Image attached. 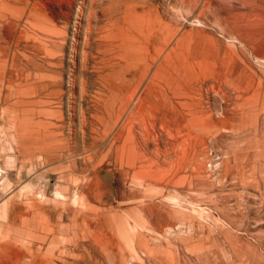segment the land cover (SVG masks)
I'll use <instances>...</instances> for the list:
<instances>
[{"label":"rangeland","instance_id":"rangeland-1","mask_svg":"<svg viewBox=\"0 0 264 264\" xmlns=\"http://www.w3.org/2000/svg\"><path fill=\"white\" fill-rule=\"evenodd\" d=\"M82 2L0 27V264H264V0H121L156 32L120 76Z\"/></svg>","mask_w":264,"mask_h":264},{"label":"bare ground","instance_id":"bare-ground-1","mask_svg":"<svg viewBox=\"0 0 264 264\" xmlns=\"http://www.w3.org/2000/svg\"><path fill=\"white\" fill-rule=\"evenodd\" d=\"M69 0H53V4L52 6L48 7L47 9H42L40 7V4H42L41 2H43V0H0V27L2 28H12V29H17L19 27H23L25 26L28 31L33 29V28H37L38 30H42V29H47L50 28L51 26H55L56 22L59 20V18H66L68 19L72 8L68 10L65 9V5L64 3ZM79 1V0H78ZM105 1L107 0H89V8H88V12H87V26L89 27V30H91L93 32V29L97 31V38L95 39V49H92V47L94 46V44L92 43V39H88L90 45H91V49L93 51H87L85 53H88V55L90 54V56L94 57L95 59H97L98 63H101L102 65H104V67H108V68H112V69H108V75L109 74H113V75H125L129 70H131L133 67L137 66L138 61H140V59H142V53L146 52L149 53V48L152 47V38L154 37V34L156 32V28L155 26H153V24L149 21L148 23H146V21H143L144 18V14H142L141 12H139L136 8H132V6H129V4L125 5L121 2V0H109L110 2L106 3ZM72 2V0H71ZM74 2V1H73ZM76 2V1H75ZM85 2V1H84ZM78 3V2H77ZM82 0H81V4H82ZM70 4V3H69ZM84 4V3H83ZM83 4L81 6H83ZM86 4V3H85ZM51 5V4H50ZM78 5L80 6V3H78ZM45 6V5H44ZM68 6V5H67ZM71 6V5H70ZM77 6V5H76ZM128 6V7H126ZM73 7V4H72ZM88 7V5L86 6ZM46 8V7H45ZM74 8V7H73ZM79 8V7H77ZM82 8V7H81ZM84 9V8H83ZM83 9H81V13L82 11H84ZM45 10H51V13L53 14L52 16H49V12H45ZM80 11V10H79ZM80 13V12H79ZM81 16V15H80ZM79 17V16H78ZM80 18V17H79ZM86 18V17H85ZM77 19V18H76ZM72 20V19H70ZM80 20V19H79ZM78 20V21H79ZM82 20V19H81ZM67 21V20H66ZM65 21V25L66 22ZM76 21V20H75ZM61 22V21H60ZM72 22V21H71ZM80 22V21H79ZM58 23V22H57ZM62 23V22H61ZM70 23V22H69ZM75 23V22H74ZM64 25V23H62ZM79 24V23H78ZM77 24V25H78ZM61 25V27L63 26ZM71 25V24H70ZM81 26V25H80ZM57 27V26H56ZM54 27V28H56ZM60 27V29H61ZM66 27H69V24ZM78 27V26H77ZM85 27V26H84ZM63 28V27H62ZM64 28V29H65ZM74 28V27H73ZM68 29V28H66ZM76 29V28H75ZM5 30V29H4ZM37 30V31H38ZM55 29H53L52 31L54 32ZM62 30V29H61ZM81 30V29H80ZM79 30V31H80ZM2 31V30H1ZM52 31L49 32L52 34ZM59 31V28H58ZM63 31V30H62ZM61 31V32H62ZM75 31V30H74ZM78 31V30H77ZM11 32V31H10ZM18 32V31H17ZM55 34L53 36H57V31L55 30ZM66 32V31H65ZM87 32V30H86ZM27 33V32H26ZM40 33V32H39ZM68 33V32H67ZM75 33V32H74ZM77 33V32H76ZM84 33V32H83ZM95 34V32H93ZM5 34V33H4ZM8 34V33H7ZM6 34V35H7ZM10 34V33H9ZM8 34V35H9ZM41 34L44 36V34L41 32ZM50 34V35H51ZM65 34V33H64ZM82 34V33H81ZM88 34V33H87ZM91 34V32H89V35ZM93 34V35H94ZM15 35V34H14ZM18 35V34H17ZM49 34L46 36L49 38L50 36ZM76 35V34H75ZM80 35V34H79ZM86 35V34H84ZM96 35V34H95ZM3 36V35H2ZM5 36V35H4ZM37 36V35H36ZM53 36H50L53 37ZM61 36V33L58 37ZM63 36V34H62ZM61 36V37H62ZM83 36V35H81ZM91 36V35H90ZM89 36V37H90ZM8 37V36H7ZM13 37V36H11ZM25 37V35H24ZM38 37V36H37ZM56 37V38H58ZM60 37V38H61ZM64 37V36H63ZM74 37V36H72ZM77 37V36H76ZM88 37V36H87ZM92 37V36H91ZM6 38V36H5ZM40 38V37H39ZM49 38V39H50ZM56 38H51L52 40L55 39V41L57 42H61V40H59L60 38L56 39ZM65 40L66 37H64ZM79 38V36H78ZM94 38V37H93ZM26 39V38H25ZM41 39V38H40ZM75 39V38H74ZM14 40V39H13ZM27 40V39H26ZM43 40V39H41ZM63 40V38H62ZM80 40V39H79ZM78 40V41H79ZM85 40V39H84ZM87 40V39H86ZM94 40V39H93ZM44 41V40H43ZM88 41H86L88 43ZM91 41V42H90ZM46 42H48L47 44L53 43L55 44V42L51 41L49 42L48 39L46 40ZM57 42V43H58ZM74 42V41H73ZM6 43H10V42H6ZM29 42H27L28 44ZM31 43V40H30ZM62 43V42H61ZM59 43V44H61ZM65 43V41H64ZM63 43V44H64ZM82 43V42H81ZM84 43V42H83ZM88 43V44H89ZM2 44V42H1ZM0 44V45H1ZM11 44V43H10ZM13 44V42H12ZM26 44V45H27ZM33 44V42H32ZM38 44V43H35ZM52 44V45H53ZM63 44H61L63 46ZM76 44V43H75ZM5 45V43L3 44ZM44 45V44H43ZM42 45V46H43ZM61 45L60 46V52H61ZM66 45V43H65ZM76 45H79L78 43ZM75 45V46H76ZM90 45H87L85 47L86 50H89L88 47ZM12 46V45H10ZM28 46V45H27ZM34 46V45H33ZM40 46V44L38 45ZM49 46V45H47ZM57 44L56 47L58 48ZM81 46H84L81 45ZM14 47V46H13ZM24 47V46H22ZM26 47V46H25ZM35 47H37L35 45ZM41 47V46H40ZM50 47V46H49ZM54 47L51 46V48ZM64 47V46H63ZM62 47V48H63ZM74 47V45H73ZM33 49V47H31ZM43 48V47H42ZM41 48V49H42ZM54 48V49H57ZM72 48V47H71ZM70 48V49H71ZM78 48V47H77ZM90 48V47H89ZM20 49V48H19ZM76 48H74L75 50ZM2 50V49H1ZM15 50V49H13ZM34 50V49H33ZM73 50V49H72ZM71 50V51H72ZM85 48L82 49V51L84 52ZM153 50V49H152ZM24 51V50H23ZM47 51V50H46ZM58 51V52H59ZM78 51V50H77ZM13 52V51H12ZM44 52V51H43ZM59 52V53H60ZM75 52V51H74ZM78 53V52H77ZM76 53V55H77ZM82 53V52H81ZM80 54V53H79ZM2 55V54H1ZM20 56V54H18ZM46 55V54H45ZM85 56L87 54H84ZM4 56V55H3ZM12 56V55H11ZM17 56V55H16ZM47 56V55H46ZM164 56V55H163ZM2 57V56H1ZM7 57V56H6ZM21 57V56H20ZM57 57V56H56ZM55 57V58H56ZM80 57V56H79ZM17 58V57H16ZM34 59H36L33 56ZM44 58V57H42ZM88 58V57H87ZM85 58V59H87ZM93 58V59H94ZM24 59V58H23ZM47 59V58H45ZM57 60L60 58H56ZM55 59V60H56ZM77 59V58H76ZM81 59V58H80ZM84 59V58H83ZM71 60V59H70ZM51 61V60H50ZM53 61V60H52ZM72 61H75L72 60ZM77 61V60H76ZM85 61V60H84ZM87 61V60H86ZM85 61V62H86ZM89 61V60H88ZM87 61V63H88ZM19 62V61H18ZM31 62V61H29ZM38 62V61H37ZM41 62V61H40ZM90 62V61H89ZM93 61H91L92 64ZM33 63V62H32ZM39 63V62H38ZM77 64V62H75ZM83 63V62H82ZM87 63L85 64H81L82 65H87ZM95 63V61L93 62ZM42 65V62L40 63ZM38 65L41 66V65ZM36 65V64H35ZM90 65V64H88ZM86 67H89V66ZM94 65V64H93ZM98 65V64H97ZM37 66V65H36ZM47 67V65H44ZM99 66V65H98ZM31 67V66H30ZM38 67L36 69H38ZM49 67V66H48ZM77 67V65H76ZM80 67V65L78 66ZM85 67V68H86ZM93 67V66H92ZM91 67V68H92ZM54 68V67H53ZM42 71L44 70L43 67L41 68ZM59 69V68H58ZM74 69V68H73ZM88 68H86L87 70ZM95 69V68H94ZM103 69V68H102ZM96 70V69H95ZM105 70V68H104ZM30 71V70H29ZM28 71V72H29ZM34 72V70H31ZM38 71V70H37ZM45 71V70H44ZM75 71V70H74ZM81 71V70H80ZM106 71V70H105ZM39 72V71H38ZM86 72V71H85ZM96 72V71H95ZM104 72V71H103ZM102 72V73H103ZM74 73V72H73ZM99 73V72H98ZM133 73V72H132ZM84 75V73H82ZM18 75V73H17ZM75 75V74H74ZM97 76H99L98 74H96ZM131 75V74H130ZM33 76V75H32ZM80 76V73L79 75ZM85 76V75H84ZM94 76V75H93ZM95 76V79L96 77ZM110 76V75H109ZM108 76V77H109ZM23 77V76H22ZM83 77V76H82ZM76 78H77V74H76ZM80 78V77H79ZM91 78V77H90ZM94 78V77H93ZM35 79L34 76L32 77V80ZM75 78H73L74 80ZM86 78H84L82 81H84ZM97 79H99L97 77ZM96 79V80H97ZM111 79V78H109ZM22 80V78H21ZM91 80V79H90ZM94 79H92L93 81ZM52 81V80H50ZM57 81V80H56ZM69 81H71V78L69 79ZM86 85L88 84V81L86 79ZM95 81V80H94ZM16 82V81H15ZM14 82V83H15ZM103 82V81H102ZM72 83V82H71ZM77 83V82H76ZM85 83L82 82V84ZM91 83V81H90ZM96 83V81H95ZM114 84V82H112ZM19 84V83H18ZM38 84V83H37ZM81 84V82H80ZM79 84V85H80ZM101 86L100 82L98 83ZM85 85V84H84ZM89 85V84H88ZM92 86V83L90 84ZM96 84H93V86ZM98 85V86H99ZM107 85V84H106ZM57 86V85H55ZM69 86V85H68ZM74 86V85H73ZM39 87V85H38ZM52 88H54L53 86H51ZM75 87V86H74ZM79 87V86H78ZM84 87V86H82ZM88 87V86H87ZM50 88V87H49ZM62 88V87H61ZM85 88V87H84ZM82 88V90L84 89ZM93 88V87H92ZM115 88V86H114ZM76 89V87H75ZM87 89V88H86ZM85 89V90H86ZM96 89V88H95ZM98 89V88H97ZM105 89V88H104ZM118 89V88H117ZM116 89V90H117ZM65 90V89H64ZM101 90V89H100ZM106 91V90H105ZM46 92V91H45ZM45 92L43 93V95L45 94ZM74 92V91H73ZM80 92H82L80 90ZM79 92V94H80ZM85 92L87 91H83V93L80 94V96H85ZM76 93V92H75ZM74 93V94H75ZM71 94V93H70ZM73 94V93H72ZM83 94V95H82ZM66 95V94H65ZM97 95V94H96ZM141 95V94H140ZM72 97V95H70ZM70 96L68 97L70 99ZM76 96V94H75ZM74 96V97H75ZM99 96V95H98ZM103 96V95H102ZM105 96V95H104ZM39 97V96H38ZM60 97V96H59ZM73 98V97H72ZM133 98V97H132ZM138 98V96H137ZM141 98V96H140ZM76 99V98H75ZM98 99V98H97ZM57 100V99H55ZM73 100V102L75 101L74 99H70ZM99 100V99H98ZM134 100V99H133ZM65 101V100H64ZM69 101V100H68ZM100 101V100H99ZM140 101V99L138 100ZM101 102V101H100ZM104 102V101H103ZM60 103V102H59ZM70 103H72L70 101ZM75 103V102H74ZM102 103V102H101ZM137 103V102H136ZM53 104V103H52ZM69 104V103H68ZM71 106V104H69ZM75 105V104H74ZM99 105V104H98ZM100 106V105H99ZM39 107V106H38ZM42 107V106H41ZM44 107V106H43ZM47 107V106H46ZM49 107V105H48ZM96 107V106H95ZM133 107V106H131ZM50 108V107H49ZM53 108V106L51 107ZM69 108H73V107H69ZM134 108V107H133ZM97 109V108H96ZM123 109V108H122ZM135 111V109H133ZM70 111V110H69ZM83 112V111H82ZM96 112V110H95ZM76 113V112H75ZM85 113V110H84ZM97 113V112H96ZM134 113V112H133ZM137 113V112H135ZM108 114V113H107ZM87 115V114H86ZM95 115V114H94ZM101 115V114H100ZM132 114H130L131 116ZM52 116V115H51ZM50 116V117H51ZM83 116V113H82ZM91 116V114H90ZM126 117V116H125ZM135 117V116H134ZM86 118V122L85 119ZM128 118V117H127ZM130 118V117H129ZM150 118V117H149ZM94 119V118H92ZM134 119V118H133ZM54 120V119H53ZM83 120V123H89L90 119L87 121V116H85L84 118L81 119V121ZM127 120V119H126ZM145 120V119H143ZM74 121V120H73ZM130 121V120H129ZM161 121V120H160ZM76 122V121H75ZM74 122V123H75ZM124 122V121H123ZM92 123V122H91ZM128 123V122H127ZM131 123V121H130ZM123 124V123H122ZM81 125V124H80ZM120 125V124H119ZM126 124H124L123 126H125ZM87 126V125H85ZM122 126V125H121ZM61 128V127H60ZM59 128V129H60ZM121 128V127H120ZM65 129V128H64ZM73 129V128H72ZM122 129V128H121ZM61 130V129H60ZM63 130V129H62ZM73 131V130H72ZM71 131V133H72ZM129 131H133V129L131 128ZM83 132V131H82ZM75 133V132H74ZM73 134V133H72ZM76 135V134H75ZM135 135V133H134ZM60 136V135H59ZM63 136V135H62ZM72 137V135H71ZM136 137V136H133ZM66 138V137H65ZM68 138V137H67ZM73 138V137H72ZM133 139V138H132ZM131 139V140H132ZM135 140V138H134ZM73 141V140H72ZM77 141V140H76ZM75 141V142H76ZM136 141V140H135ZM147 141V140H146ZM79 142V139H78ZM86 143V142H85ZM154 143V142H153ZM157 143V142H156ZM76 145V144H75ZM74 147V144L72 145ZM86 146V145H85ZM77 147V146H76ZM79 147V144H78ZM90 147V146H89ZM131 148V147H130ZM77 149V148H76ZM85 149V148H84ZM89 149V148H88ZM147 149V148H146ZM87 150V149H86ZM68 151V150H67ZM88 151V150H87ZM92 152H94L93 150H91ZM84 153V152H83ZM89 154V153H87ZM84 156V155H83ZM89 156V155H88ZM89 158V157H88ZM87 158V159H88ZM2 172V168L0 166V175ZM4 172V171H3Z\"/></svg>","mask_w":264,"mask_h":264}]
</instances>
